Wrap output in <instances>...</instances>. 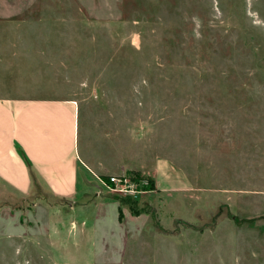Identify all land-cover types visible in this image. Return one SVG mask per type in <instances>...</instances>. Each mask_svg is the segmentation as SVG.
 <instances>
[{"label":"rangeland","instance_id":"1","mask_svg":"<svg viewBox=\"0 0 264 264\" xmlns=\"http://www.w3.org/2000/svg\"><path fill=\"white\" fill-rule=\"evenodd\" d=\"M0 98L72 101L91 169L0 200V264H264V0H0Z\"/></svg>","mask_w":264,"mask_h":264},{"label":"crops","instance_id":"2","mask_svg":"<svg viewBox=\"0 0 264 264\" xmlns=\"http://www.w3.org/2000/svg\"><path fill=\"white\" fill-rule=\"evenodd\" d=\"M78 137L72 101L0 98V200L30 199L39 205L47 193L73 204L88 194L79 184V171L91 169L79 155Z\"/></svg>","mask_w":264,"mask_h":264},{"label":"built area","instance_id":"3","mask_svg":"<svg viewBox=\"0 0 264 264\" xmlns=\"http://www.w3.org/2000/svg\"><path fill=\"white\" fill-rule=\"evenodd\" d=\"M107 180L111 191L122 195L134 197V195L141 192L142 189L141 181H135L124 176H110ZM99 182L102 184L103 180L99 179Z\"/></svg>","mask_w":264,"mask_h":264}]
</instances>
